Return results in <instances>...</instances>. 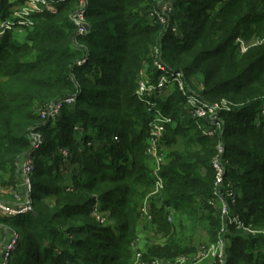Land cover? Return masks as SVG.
Segmentation results:
<instances>
[{
    "label": "trees",
    "instance_id": "obj_1",
    "mask_svg": "<svg viewBox=\"0 0 264 264\" xmlns=\"http://www.w3.org/2000/svg\"><path fill=\"white\" fill-rule=\"evenodd\" d=\"M11 1L0 0V16ZM50 1L57 11L37 13L35 29L24 42L13 41L10 33L1 39L0 186L17 188L23 158L37 162L35 201L59 195L62 165L75 166L76 156L83 176L72 169L71 182L84 176L89 181L78 184L80 195L53 210L35 209L12 219V227L26 236L18 243L14 264H129L130 219L137 220V209L154 184V162L147 154L153 115L136 91L144 73L158 82L162 73L156 64L184 74L190 94L222 106V127L214 137L204 136L199 123L206 120L193 117L178 87L177 97L155 99L171 119L159 150L167 163L160 169L163 196L152 204L155 233L165 237L171 232L168 208L194 214L200 200V211L211 207L218 191L213 162L223 146V162L228 170L234 168L227 171L229 183L221 196L232 193L229 213L236 211L244 227L256 232L229 227L223 234L231 242L227 262L264 264L257 258L264 254V43L243 52L239 40L264 39V0H209L210 7L205 0H172L183 36L135 14L140 0H87L90 30L77 36L73 18L81 0ZM54 107H60L57 118ZM37 134L44 144L35 151L32 135ZM179 138L182 148L175 147ZM58 147L71 155L65 158ZM109 209L113 214L123 210L118 236L94 217ZM61 219L74 225L63 232ZM219 221L214 217L211 224L220 230ZM187 251L170 242L153 247L151 256L173 259Z\"/></svg>",
    "mask_w": 264,
    "mask_h": 264
},
{
    "label": "rangeland",
    "instance_id": "obj_2",
    "mask_svg": "<svg viewBox=\"0 0 264 264\" xmlns=\"http://www.w3.org/2000/svg\"><path fill=\"white\" fill-rule=\"evenodd\" d=\"M203 4L205 6L210 7L213 4V2L209 0H205ZM87 7H88V1L81 0L79 4V12L77 16L73 18V22L78 26L77 36H86L89 33L90 26L88 24L87 19H85ZM174 8H175V3L172 2V0H140L139 6L136 8L134 13L145 18V20L152 25L160 24L164 28L167 27V29L169 27V29L174 33L175 36L178 33L180 36H183L184 32L180 31V29L178 28V25L182 22V20L180 18L174 19L175 16ZM49 9H50L49 11L53 13L57 11L54 3H51V8ZM22 11H26L25 12L26 18L29 17L28 21L26 22L28 24L30 23L29 26L24 27L19 25H13L12 30L3 31V33L5 34L10 33L13 41L24 42L27 39L29 33L34 31L35 23H36L35 17L37 14L36 8L34 7V5H31V3L26 4L25 0H12L10 2V5L8 6L6 14L0 16V30H1L7 22H9L10 20L13 21V16L15 14H17L18 17L21 16L20 14L22 13ZM239 40L243 52H246L250 47L249 45L251 44L258 45L264 43V39L259 40L256 38H253V40H251L250 42H246L242 38H240ZM87 59L88 58H85L81 62V64L85 65ZM147 75L145 74V76ZM175 89L173 87L167 88L166 91L159 94L158 99L161 100L164 98L167 100L172 95L173 96L176 95L177 97V93H175ZM182 99H183L182 101L185 102L186 96L184 95ZM149 101L150 103H152L153 99H150ZM182 101L179 102L181 103ZM223 103L227 104L226 102ZM145 105L148 108L149 112L153 115L155 111H153L148 104ZM156 106H157L156 112L158 110L160 111V113H162L161 106L158 102L156 103ZM53 109L56 111L55 116L57 118L61 112V111L59 112L60 107H54ZM42 118L44 119L45 117L43 116ZM153 120L154 118L152 117L150 121L152 122ZM199 125L202 128L203 124L199 123ZM149 131H150L149 133L151 134V127ZM38 135L39 134L32 135V144H33L32 147L33 150L35 151L41 149V147L44 144V140L40 138V135L39 136ZM148 138H149L148 139V145H149L150 137ZM183 145H184L183 139L179 138V141H177L175 147L182 148ZM164 147L167 148L166 146ZM92 149L93 151H96L100 149V147H93ZM57 152L62 153L65 156V158L71 155V151L60 149V147H58ZM79 158H80L79 156H76L77 160L75 166H72L69 163L62 165L63 174L61 175L62 177L65 176V180L63 178L62 179L60 178L58 180L57 185L59 187L58 189L59 195L57 196L45 195L40 200L35 201L36 198H38V194L35 191L36 188L35 186H33L32 179L35 176L34 174L38 166H35L37 162L34 158H27V159L23 158L20 161V163H18L17 188L16 187L14 188L12 186H8V187L0 186V205L2 206L4 205L5 207H8L10 209V212H5L7 210H4L3 213L0 212V264H14V258H15L14 254L17 250L18 243L21 241V239L26 237L25 235L22 236L19 230H16L14 227H12L13 218L22 214L33 213L35 209H41V211L44 212L49 211L50 209L53 210L57 205L58 206L62 205L61 203H64L63 201H65L66 199L69 198L71 199V197L74 198L75 196H78L82 193L81 190H83V187L82 189H80V187H78V184L81 183V181L82 182L89 181V178H85V176L81 178L78 177L75 178L73 182H71L70 180L71 178H69L70 175L72 174L73 171L72 169H74L75 171L77 170V172L73 173V175L83 176V174L80 172L81 161ZM86 161H87L86 159H83L82 162L86 163ZM151 163L153 162L151 161ZM166 163L167 160L164 162V164ZM230 168L231 169L228 170L227 166H225L224 185L229 183V181L226 180L227 171L231 172L234 166H231ZM156 170L158 169L156 167L154 168V165L150 167V171L152 172L151 177L153 178L154 181L153 188L142 199V204L137 209L139 215L137 220H135V218L130 219L132 222L130 225L131 227H133L134 236L130 245L132 256L129 264L137 263L138 254H142V257L146 262H150L151 260H155V259L175 261L182 257L194 259L195 257L200 255L201 262L197 264H228L227 261L229 256H228L227 248L230 246L231 242L230 240H227V238L224 237L223 234L225 233L226 235L228 233V231L230 230L229 227L232 225H236L238 230L239 228H242L244 229L243 232L246 234H250V233L256 234V232L252 231L251 228L244 227V223H242L243 216L237 214L236 211L228 216H224L223 214L225 209L224 207H228L227 199H232L231 198L232 193L227 190L228 191L226 194L227 199L216 198L215 201L210 200L209 205L211 207H207L203 211L199 210L202 202L200 200V203L198 204L199 208L197 207V204L194 205V208L198 210L194 214H190L189 211H185L183 209L177 210L174 207L168 208L167 222L171 226V230H170L171 232L165 237H163L162 234L157 235L154 231V229L156 230L158 228L156 226V223L154 222V215H153L154 209L152 208V204L156 201L157 198L163 196L162 194L163 191L154 194L156 188V184H155ZM66 185H68L69 187L67 188ZM232 202L235 203L237 201L234 198ZM115 211H116L115 214L112 213V209L106 210L104 212H96L94 214V217L96 218V220L100 221L104 227L112 229L113 231H115V233H117L116 231L117 225L119 224L123 225V223L125 222V218L122 217V213L120 212L123 210L117 209ZM214 217L216 218L217 222L220 220L219 221V224L221 226L220 230H219V225L216 228V226L214 225L212 226L211 224L212 219ZM58 224L63 230V232H67L68 227L70 225L71 226L74 225L72 221H65L63 219L59 220ZM217 229L218 232L216 234L215 231H217ZM116 235L118 236V233ZM170 242H177L178 244L185 245V248L188 249L187 253L179 255L173 259L158 258V257L155 258L153 255L151 256V249L153 247L164 248ZM23 245H25V243H22V246ZM56 247L57 249L60 248L58 244H56ZM190 248L194 250L193 251L189 250ZM4 254L5 255L7 254V257ZM257 258L259 260L264 259V254H259V257Z\"/></svg>",
    "mask_w": 264,
    "mask_h": 264
},
{
    "label": "built area",
    "instance_id": "obj_3",
    "mask_svg": "<svg viewBox=\"0 0 264 264\" xmlns=\"http://www.w3.org/2000/svg\"><path fill=\"white\" fill-rule=\"evenodd\" d=\"M26 4L31 3V5H34L37 12L41 13L45 10L49 11L51 8V1L50 0H25ZM26 11H22L20 14L21 16L18 17L17 14L13 16V21L7 22L3 28L0 30V40L5 35L3 31L5 30H12L13 25H19L28 27L29 24L26 23L28 21V18H26ZM30 16V15H29ZM4 21V20H3ZM18 22V23H17ZM25 22V23H24ZM2 33V34H1ZM159 71L162 73L161 76L158 78L157 83H152L149 76H145V73L143 74L142 80L139 82V87L136 91V94L138 98L141 99V101L145 104H148L153 111L156 112L157 106L154 102L155 99H158L159 94L163 93L167 88L178 87L179 91L183 94V96H186L185 102L183 101V105L187 107V109L190 111V113L193 115L194 118L198 120H206L205 123H203L202 128L199 125V129L206 137H214V135L217 133L216 131L221 130L222 124L219 118V115L222 111V106L219 104L211 105L208 103L203 102L200 98L196 97L193 94H190L187 90V87L185 86V76L182 73L174 72V71H168L160 64H156ZM150 99H153V102L150 103ZM225 104V103H224ZM226 105V104H225ZM153 114L154 120L151 122V135L149 140V145L147 148V154L151 157V159L154 162V168L156 167L158 170H156V188L154 194L160 193L164 190L165 182L160 174V167L164 165L165 158L164 155L160 154L161 149V138L163 137L165 133V126L167 124L171 123V119L163 116L160 111L157 110V112ZM56 113V112H55ZM117 140V138H115ZM225 150L223 146L219 147L218 155L215 158L213 162V167L216 171V181L215 186L217 188L216 196L217 198L223 199L221 196V188L224 186V174H225V166L226 163L223 162L222 156L224 155ZM159 171V173H158ZM224 216L230 215L228 207H224ZM1 213H3L4 210H7L5 212H10V209L8 207H5L4 205H0ZM12 248V247H11ZM7 250V249H6ZM7 252V251H6ZM5 255V254H4ZM7 257V254L5 255ZM201 256H197L194 259L190 258H179L175 261H166V260H151L150 262L144 261L142 254L137 255V263L136 264H197L200 261Z\"/></svg>",
    "mask_w": 264,
    "mask_h": 264
}]
</instances>
